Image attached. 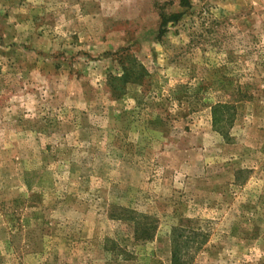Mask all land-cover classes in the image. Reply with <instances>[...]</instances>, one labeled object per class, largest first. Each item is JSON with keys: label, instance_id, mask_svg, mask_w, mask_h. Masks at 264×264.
I'll use <instances>...</instances> for the list:
<instances>
[{"label": "rangeland", "instance_id": "rangeland-1", "mask_svg": "<svg viewBox=\"0 0 264 264\" xmlns=\"http://www.w3.org/2000/svg\"><path fill=\"white\" fill-rule=\"evenodd\" d=\"M0 264H264V0H0Z\"/></svg>", "mask_w": 264, "mask_h": 264}, {"label": "trees", "instance_id": "trees-1", "mask_svg": "<svg viewBox=\"0 0 264 264\" xmlns=\"http://www.w3.org/2000/svg\"><path fill=\"white\" fill-rule=\"evenodd\" d=\"M171 17H174V15H170L169 16V18H171ZM168 18V19H169ZM164 20H167V18H164ZM133 64H135L134 63V61L132 62ZM136 65V64H135ZM140 66V65H139ZM130 70L131 69H129V68H126V70H125V73H124V75H122L121 76V78H120V80H122V86L123 85H125L126 83H127V78H129L130 79V77H129V72H130ZM140 70L141 71H143L144 70V67L143 66H140ZM132 77V76H131ZM230 105L228 104V103H226V104H224V103H219V104H217V106H214V122L217 124V123H219V122H222L223 121V119H224V115L222 114L221 115V113L219 114V112L220 111H222V110H224V109H226V108H228ZM231 106H234V105H231ZM229 117L225 120V123L224 124H222V127L220 126V128H222V129H224L225 127H223V125H225L226 123H228V121H229ZM231 122V121H230ZM175 256V255H174Z\"/></svg>", "mask_w": 264, "mask_h": 264}]
</instances>
